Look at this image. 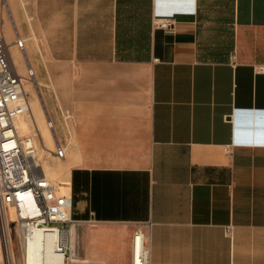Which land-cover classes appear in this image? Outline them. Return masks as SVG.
<instances>
[{"label": "crops", "instance_id": "crops-1", "mask_svg": "<svg viewBox=\"0 0 264 264\" xmlns=\"http://www.w3.org/2000/svg\"><path fill=\"white\" fill-rule=\"evenodd\" d=\"M213 1L6 0L91 262L131 264L140 227L152 264H264V0Z\"/></svg>", "mask_w": 264, "mask_h": 264}, {"label": "built area", "instance_id": "built-area-1", "mask_svg": "<svg viewBox=\"0 0 264 264\" xmlns=\"http://www.w3.org/2000/svg\"><path fill=\"white\" fill-rule=\"evenodd\" d=\"M0 0V229L15 226L23 247L27 227L56 235L55 253L61 256V264H101L87 260L83 253L80 230L92 221L76 220L73 217V202L70 194L63 192V183H54L47 176L37 154L38 141L42 138L35 128L34 133L21 136L17 123L30 114V95L26 84L37 85L35 73L27 61L28 77L20 74L2 30L3 10L8 5ZM154 27L173 34L175 21L156 18ZM14 46L27 59L25 42L16 34ZM28 60V59H27ZM264 73V66L258 68ZM44 118L50 131L55 150L51 152L64 160L66 147L58 141L55 126L45 108ZM65 120L71 115L64 113ZM150 224L147 225L150 228ZM138 240H140L138 251ZM8 264H16L12 253L6 251ZM9 255L12 257L9 258ZM56 258L49 264H55ZM131 264H152L150 233L137 228L132 238Z\"/></svg>", "mask_w": 264, "mask_h": 264}, {"label": "bare ground", "instance_id": "bare-ground-1", "mask_svg": "<svg viewBox=\"0 0 264 264\" xmlns=\"http://www.w3.org/2000/svg\"><path fill=\"white\" fill-rule=\"evenodd\" d=\"M2 4L6 5V1H2ZM32 107H33V113H32L33 115L30 118V120H26L25 122L21 120L22 121V122L20 121L21 123L20 122L17 123V128L19 129L20 132L23 133V135H29L28 133L31 132L32 127L35 126V128L39 131L40 136L42 138L45 133L48 134V137L53 145V142L51 139L52 137L51 133L48 132V130L42 131L41 129L42 124L45 122L44 120L45 118H44V114L42 110L39 109V105L37 102L32 103ZM32 107L30 105V113L32 112ZM42 143L45 144L44 141ZM36 147L40 149L41 153H45L46 148L42 150L38 144H36ZM49 151H52V150H49ZM37 154H38V151H37ZM39 160L42 161L40 157H39ZM40 163L44 167L43 169H46V172L50 173L48 168L45 167L46 161L43 160ZM64 189L67 190L66 186H63L62 191L67 192V191H64ZM24 236H25V242H24V262L25 264H49L51 262V259L53 258H56L55 264H61V256L57 255L53 248L56 242V235H53L50 233L47 234L41 230H36L35 228H32L29 226L26 228L24 232ZM4 243L6 245V250H7L8 249V239L6 238L5 227L3 230L0 229V262L2 261L1 246ZM139 244H140V240H138V251H139Z\"/></svg>", "mask_w": 264, "mask_h": 264}, {"label": "rangeland", "instance_id": "rangeland-1", "mask_svg": "<svg viewBox=\"0 0 264 264\" xmlns=\"http://www.w3.org/2000/svg\"><path fill=\"white\" fill-rule=\"evenodd\" d=\"M209 5H212L214 3L213 0H207ZM7 12L8 13V10H7V7H6V11L3 10L2 12V16L3 14ZM229 21H231V18L229 17L228 18ZM225 42H230V38H229V35H227ZM222 45V44H221ZM220 45V46H221ZM226 46V45H225ZM17 53L18 55L21 57V54L19 52V50L17 49ZM14 54V58L16 60V63H17V66L19 68V72L21 75H23L24 77H28V72H27V65H25L24 63V60L21 58L19 59L15 54L16 53H13ZM24 57V56H23ZM25 58V57H24ZM39 87V86H38ZM26 91L28 92V94L30 95V105L32 107V103L34 102H37L38 105H39V109L42 110V112L45 110L44 109V106H43V102L41 100V94H40V89L37 88V85H32L31 83H27L26 84ZM33 113V107H32V112L30 114H28L24 119L23 121L25 122L26 120H30V118L32 117V114ZM44 114V113H43ZM45 120V119H44ZM22 122V121H21ZM20 122V123H21ZM42 131H46L48 130V128L46 127V122H44L42 124V127H41ZM35 131V126L32 127V130L31 132H29L28 134L30 135L32 132L34 133ZM48 132H50L48 130ZM21 136H24L22 132H20ZM50 134V133H49ZM46 137V138H45ZM51 137V135H50ZM42 138V137H41ZM43 141L44 143L46 144H43L41 141V143L38 141V145L39 147L43 150L46 148L45 150V153H41L40 152V149L37 148V151H38V154H39V157L41 158V160H45L46 161V165L45 167L48 168V170L50 171V173H47L46 172V169H44L45 173L47 174V176L50 178L51 181H53L54 183H57V181L61 180L62 179V173L63 171H58L55 169V163H61L62 161L55 158L53 156V154H51V152H53L55 150V147H54V142H53V138L51 137L52 139V142H53V145L48 137V134L45 133L43 135ZM48 142V143H47ZM50 143V144H49ZM44 147V148H43ZM49 150H52V151H49ZM44 168V167H43ZM53 171L55 172V174L53 175V178L51 179V173H53ZM59 174V176H58ZM89 225H87L86 227H88ZM82 229L80 230V235H81V238H82ZM5 233H6V238L8 239V252L9 254L12 253L13 255V258H14V261L16 264H25L24 262V256H23V247H22V244H21V241H20V238H19V231L17 230V228L15 226H11L10 229H7L5 228ZM1 249H2V246H1ZM12 256L9 255V258H11ZM2 262L4 264V254H3V250H2Z\"/></svg>", "mask_w": 264, "mask_h": 264}, {"label": "trees", "instance_id": "trees-1", "mask_svg": "<svg viewBox=\"0 0 264 264\" xmlns=\"http://www.w3.org/2000/svg\"><path fill=\"white\" fill-rule=\"evenodd\" d=\"M231 51H232V47L220 49V50L209 51L208 55L210 58L222 61V60L226 59V55H228Z\"/></svg>", "mask_w": 264, "mask_h": 264}, {"label": "water", "instance_id": "water-1", "mask_svg": "<svg viewBox=\"0 0 264 264\" xmlns=\"http://www.w3.org/2000/svg\"><path fill=\"white\" fill-rule=\"evenodd\" d=\"M2 250H3V254H4V264H8V258H7V255H6V245L5 243L2 244Z\"/></svg>", "mask_w": 264, "mask_h": 264}, {"label": "snow or ice", "instance_id": "snow-or-ice-1", "mask_svg": "<svg viewBox=\"0 0 264 264\" xmlns=\"http://www.w3.org/2000/svg\"><path fill=\"white\" fill-rule=\"evenodd\" d=\"M260 143H261L262 145H264V139H262V140L260 141Z\"/></svg>", "mask_w": 264, "mask_h": 264}]
</instances>
